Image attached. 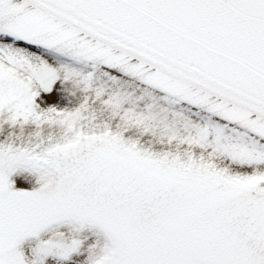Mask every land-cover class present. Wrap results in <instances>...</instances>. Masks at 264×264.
<instances>
[{"label": "snow or ice", "instance_id": "snow-or-ice-1", "mask_svg": "<svg viewBox=\"0 0 264 264\" xmlns=\"http://www.w3.org/2000/svg\"><path fill=\"white\" fill-rule=\"evenodd\" d=\"M0 264H264V0H0Z\"/></svg>", "mask_w": 264, "mask_h": 264}]
</instances>
